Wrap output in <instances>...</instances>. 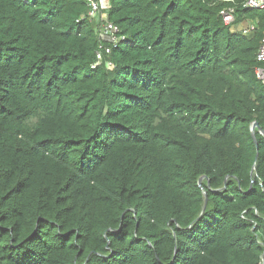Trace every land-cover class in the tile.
I'll return each mask as SVG.
<instances>
[{
    "label": "trees",
    "instance_id": "16d2710c",
    "mask_svg": "<svg viewBox=\"0 0 264 264\" xmlns=\"http://www.w3.org/2000/svg\"><path fill=\"white\" fill-rule=\"evenodd\" d=\"M111 4L0 0V264H264V29Z\"/></svg>",
    "mask_w": 264,
    "mask_h": 264
},
{
    "label": "built area",
    "instance_id": "2783aa9c",
    "mask_svg": "<svg viewBox=\"0 0 264 264\" xmlns=\"http://www.w3.org/2000/svg\"><path fill=\"white\" fill-rule=\"evenodd\" d=\"M226 5L221 9L220 15L222 16L226 25L232 31H240L247 37L254 36L260 27L264 29V19L261 17L250 18L243 17L241 20L238 18L237 8H246L250 10H264V0H220ZM88 11L87 14L82 16L95 21L97 24V32L101 40L118 44L125 36L120 34V27L109 19V12L111 9V0H85ZM78 20V21H79ZM102 46L98 51V58L103 59ZM107 51L109 49L107 48ZM256 60L258 62L255 68L257 78L264 83V36L261 38Z\"/></svg>",
    "mask_w": 264,
    "mask_h": 264
},
{
    "label": "water",
    "instance_id": "95a60500",
    "mask_svg": "<svg viewBox=\"0 0 264 264\" xmlns=\"http://www.w3.org/2000/svg\"><path fill=\"white\" fill-rule=\"evenodd\" d=\"M256 129H258V131L264 135V129L260 126V124L257 122V121H254L251 125V132H252V135H253V138L255 139V143L256 145L258 146V142H257V139H256ZM201 181H202V178L200 180V184H201ZM205 209V205L203 207V210Z\"/></svg>",
    "mask_w": 264,
    "mask_h": 264
}]
</instances>
